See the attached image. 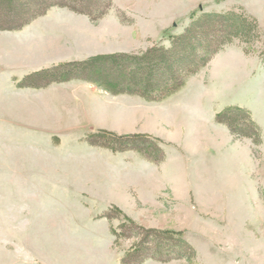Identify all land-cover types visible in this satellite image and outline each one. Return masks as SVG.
<instances>
[{
	"label": "rangeland",
	"instance_id": "obj_1",
	"mask_svg": "<svg viewBox=\"0 0 264 264\" xmlns=\"http://www.w3.org/2000/svg\"><path fill=\"white\" fill-rule=\"evenodd\" d=\"M233 7L257 18L255 42L225 46L162 104L145 108L126 98L124 109H111L108 131L158 138L160 163L135 151L150 163L137 164L127 156L134 150L91 144L98 130L82 109H63L59 99L70 87L21 86L60 62L146 50L182 32L193 13ZM53 8L59 18L46 34L22 32ZM263 46L264 0H113L97 20L53 6L20 29H0V264H123L138 239H116L120 219L104 216L113 207L145 227L180 231L197 250L192 261L152 259L157 264H264ZM231 106L251 113L262 144L235 137L218 121ZM126 171L142 173L143 186L151 175L160 187L169 181L170 190L156 201L124 192Z\"/></svg>",
	"mask_w": 264,
	"mask_h": 264
},
{
	"label": "trees",
	"instance_id": "obj_2",
	"mask_svg": "<svg viewBox=\"0 0 264 264\" xmlns=\"http://www.w3.org/2000/svg\"><path fill=\"white\" fill-rule=\"evenodd\" d=\"M112 2L0 0V29H20L53 6L67 7L97 20ZM260 31L257 18L242 7L198 11L192 14L182 32L172 33L166 40L156 41L146 50L103 53L60 62L27 75L21 86L38 88L53 82L80 79L113 94L126 93L148 101H159L181 89L190 76L203 69L225 46L235 41L252 44L259 38ZM259 56L264 62V46ZM217 119L226 124L235 137L248 138L256 146L262 144V128L247 109L231 106L220 112ZM88 138L91 144L115 152L138 151L155 163L165 159L161 141L149 134L98 130ZM104 216L110 220L120 219L119 226L112 228L116 239L131 236L138 239L123 255V264H141L147 259L192 261L197 257L196 248L180 231L145 227L118 207L110 208Z\"/></svg>",
	"mask_w": 264,
	"mask_h": 264
},
{
	"label": "crops",
	"instance_id": "obj_3",
	"mask_svg": "<svg viewBox=\"0 0 264 264\" xmlns=\"http://www.w3.org/2000/svg\"><path fill=\"white\" fill-rule=\"evenodd\" d=\"M57 14L58 13L55 8L50 9L47 16L36 19L33 22V24L27 26L22 32H25L26 30L31 31V28H33V30L37 29V31H39L40 33L46 34V29L49 28V25L52 24V21L57 20L59 18V15L57 16ZM53 85L57 86L56 88L59 89H63L64 87L71 88L70 92H66L62 95L59 94V99L64 100L65 103L63 109H79V110L82 109L79 112L81 113L83 112L85 114V118L88 117L90 119L88 120L89 124L92 125L94 130H108L111 128L114 129V127H111L110 124L111 123L110 117L113 114L111 112V109L113 108L124 109L122 108L121 104H119L121 103L120 100L123 101L124 99L128 98L134 100L135 102H139V106L146 108L149 105L162 104L166 102L167 100H169V98H172L173 94L181 90L179 89L177 92L165 97L162 100L148 101L137 95H131L126 93L113 94L103 88H98L93 84L80 79L69 80V82L67 81L55 82L52 84V87ZM170 103H174V102L170 101L166 105H169ZM48 108L53 109L50 106ZM84 109L86 110L84 111ZM178 109H190V108H186L183 105H181ZM161 114L163 115V113ZM101 119L103 120L100 121ZM123 120H124L123 118H121V120L120 118H118L115 123L121 122ZM174 122H176L175 118H172L171 123ZM130 152H134V153H130V155L127 156L130 157V159L132 160L134 159L137 162V164L140 163L142 165L143 164L150 165V163L145 162L144 159L141 157V155L135 153V151H130ZM124 174L125 175H123L122 177L125 178V181L120 186L121 188H124V192L126 189H133V190L136 189L138 193H141V195L148 197L149 199H151V201H156L158 199L160 192L164 193L165 191L170 190L169 181H168V185L162 181V187H160L159 178L157 179V176H153V175L147 176L149 182L146 183L147 185L143 186V182H144L143 179L145 178L141 176L142 173L134 172V171H126ZM132 177H136L135 182L132 180ZM142 264H157V262L152 259H149L143 262Z\"/></svg>",
	"mask_w": 264,
	"mask_h": 264
},
{
	"label": "bare ground",
	"instance_id": "obj_4",
	"mask_svg": "<svg viewBox=\"0 0 264 264\" xmlns=\"http://www.w3.org/2000/svg\"><path fill=\"white\" fill-rule=\"evenodd\" d=\"M77 28V27H76ZM77 31V30H76ZM79 31V30H78Z\"/></svg>",
	"mask_w": 264,
	"mask_h": 264
}]
</instances>
